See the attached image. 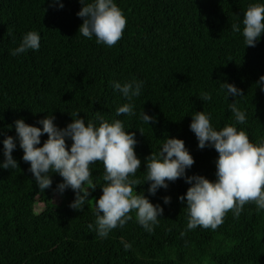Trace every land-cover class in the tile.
Returning <instances> with one entry per match:
<instances>
[{"label":"trees","instance_id":"1","mask_svg":"<svg viewBox=\"0 0 264 264\" xmlns=\"http://www.w3.org/2000/svg\"><path fill=\"white\" fill-rule=\"evenodd\" d=\"M60 2L63 8L50 6L52 0H0V163L3 139L15 137V120L42 127L36 122L52 115L62 129L76 111L86 121L97 114L109 121L120 119L126 131L135 133L141 166L134 178L141 182L145 158L159 150L166 136L183 140L193 157L187 176L215 179L218 153L198 148L189 128L194 112L210 113L218 129L235 123L228 110L235 102L247 115L246 124L237 128L254 144L264 137V91L257 86L264 75V33L252 47L231 29L250 3L264 0H115L126 26L112 47L79 33V0ZM30 30L40 34L39 50L12 56L22 34ZM133 78L144 82L141 96L133 101L137 114L116 117V107L127 101L111 82ZM224 82L234 84L243 96L226 99L220 88ZM202 91L212 100L201 101ZM141 111L154 122H144ZM40 139L42 145L47 134ZM12 156L18 168H0V264H264V210L257 211L253 203L244 206L239 218L229 210L216 230L197 227L181 236L187 213L178 197L190 185L177 179L152 196L145 182L134 192H143L163 208L154 231L146 232L132 211L123 228L101 239L88 227L94 225L95 200L102 194L101 162L90 165L97 187L88 189L81 212L69 207L71 189L58 192L62 177L53 173L51 187L43 191L18 143ZM55 194L62 196L58 204ZM165 196L170 203L164 204ZM36 202L43 204L38 212ZM121 241L131 248L126 251Z\"/></svg>","mask_w":264,"mask_h":264},{"label":"clouds","instance_id":"2","mask_svg":"<svg viewBox=\"0 0 264 264\" xmlns=\"http://www.w3.org/2000/svg\"><path fill=\"white\" fill-rule=\"evenodd\" d=\"M79 3L81 8L77 16L83 21L79 33L89 40L95 37L97 44L114 46L122 38L126 26V18L115 0H79ZM53 5L63 8L60 0H52L50 6ZM231 29L242 34L245 46L255 47L264 33V3H250L241 22L232 24ZM40 39L37 31H27L10 54L18 56L29 50L38 51ZM111 86L127 101L116 107L115 116H135L133 101L141 96L144 82L133 78L124 82L112 81ZM257 86L264 91V75L259 77ZM220 88L226 99L229 95L233 98L243 96L234 84L220 83ZM199 99L211 101L212 95L202 91ZM228 110L235 123L218 129L212 126L210 113L198 111L190 115L189 128L195 134L198 148L210 147L218 153L212 181L202 175L187 176L186 170L194 164V159L183 140L167 136L159 150L145 158L143 182L135 179L141 166L134 151L135 133L126 131L129 128L120 119L109 121L97 114L86 121L78 116L79 111L70 115L72 121L62 129L54 124L52 115L36 122L42 127L26 124L23 119L15 120V137L6 136L2 141L4 160L0 168H18L12 156L18 143L23 150L22 159L29 163L28 171L38 187L43 191L50 188L51 175L58 174L62 177V182L57 184L58 192L63 194L66 189H71L74 200L69 207L82 212L90 195L88 189L97 187L90 165L101 162L104 168L103 183L99 186L102 194L95 200L94 225H88L101 239L108 238L113 229L123 228L132 219L129 215L132 211H135L136 222L146 232H153L158 218L163 215V208L134 189L149 182L147 192L154 196L158 189H167L168 182L177 179H184L190 185L185 194L178 197L185 203L187 213L186 229L181 236L197 227L216 230L229 210L234 218H239L248 203L255 204L257 211L264 210V137L252 143L246 131L237 128L239 124H246V112L235 102L228 104ZM140 118L148 125L150 121L154 122V118L143 111ZM43 134H47V139L41 145ZM66 139L71 141L70 145H66ZM85 184L89 187L85 188ZM170 199L163 197L164 204L170 203ZM121 243L126 251L131 248L130 243Z\"/></svg>","mask_w":264,"mask_h":264},{"label":"rangeland","instance_id":"3","mask_svg":"<svg viewBox=\"0 0 264 264\" xmlns=\"http://www.w3.org/2000/svg\"><path fill=\"white\" fill-rule=\"evenodd\" d=\"M61 201H62V196L60 194H55L54 197H53V202L55 204H58ZM35 209H36L37 212L40 211L41 209H43V204L40 203V202H36Z\"/></svg>","mask_w":264,"mask_h":264}]
</instances>
